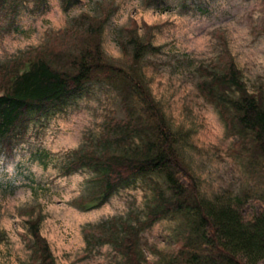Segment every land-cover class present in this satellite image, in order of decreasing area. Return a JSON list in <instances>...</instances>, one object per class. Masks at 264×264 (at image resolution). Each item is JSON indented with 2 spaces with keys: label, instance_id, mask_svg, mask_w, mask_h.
Returning <instances> with one entry per match:
<instances>
[{
  "label": "rangeland",
  "instance_id": "374dc122",
  "mask_svg": "<svg viewBox=\"0 0 264 264\" xmlns=\"http://www.w3.org/2000/svg\"><path fill=\"white\" fill-rule=\"evenodd\" d=\"M97 4L116 8L102 35L103 50L115 64L128 69L129 57L119 43L133 23L139 35L148 33L152 44L161 47L144 57L142 71L172 129L187 135L180 142L182 158L199 180L202 195L219 205L236 204L245 216L259 212L264 159L253 152L251 135L226 129L197 84L199 67L221 71L232 59L247 89L264 94V0H163L148 7L142 0H79L67 12L60 0H48L39 11L27 1L9 28L8 19L0 20V66L51 42L72 18L93 14ZM126 114L113 87L89 84L61 109L32 121L12 151L0 153V264L32 263L25 224L32 210L34 217H42L40 233L56 264H123L109 243H99L107 237L104 224L143 219L152 188L164 186L162 179H133L100 207L82 211L73 203L96 191L94 174L87 168L68 175L63 170L75 152L97 151L112 121ZM186 222L180 216L166 218L142 231L147 261L174 254L187 236Z\"/></svg>",
  "mask_w": 264,
  "mask_h": 264
},
{
  "label": "trees",
  "instance_id": "16d2710c",
  "mask_svg": "<svg viewBox=\"0 0 264 264\" xmlns=\"http://www.w3.org/2000/svg\"><path fill=\"white\" fill-rule=\"evenodd\" d=\"M27 1L33 2L36 11L48 5V0H0V20L8 19L9 28ZM142 1L148 7L163 0ZM78 2L60 0L64 12ZM115 10L97 4L93 14L72 18L51 42L0 66V153L12 151L32 121L61 109L69 99L80 96L86 85H109L117 91L127 114L112 121L97 151L75 152L65 164L64 174L84 168L94 174L96 191L73 205L82 211L97 208L139 177H159L164 186L154 184L143 219L127 217L105 223L107 237L99 243H109L123 264H258L264 259V206L245 216L236 204L219 205L202 195L199 180L182 158L181 143L187 135L172 129L142 71L144 57L158 53L161 47L152 44L148 33L139 35L133 23L125 29V41L119 43L129 57L128 69L115 64L103 50L102 35ZM198 71L197 89L216 108L226 129L251 135L253 152L264 159L263 92L247 89L232 59L221 71L203 66ZM27 215L31 264H56L40 233L42 217H34L33 210ZM176 216L186 218L187 236L168 258L147 261L140 245L141 232ZM3 240L0 232V244Z\"/></svg>",
  "mask_w": 264,
  "mask_h": 264
}]
</instances>
